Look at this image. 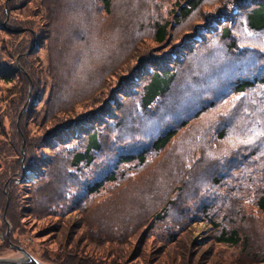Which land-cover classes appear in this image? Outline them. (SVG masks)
<instances>
[{"label":"rangeland","instance_id":"374dc122","mask_svg":"<svg viewBox=\"0 0 264 264\" xmlns=\"http://www.w3.org/2000/svg\"><path fill=\"white\" fill-rule=\"evenodd\" d=\"M180 1L111 0L106 10L101 0L12 9L0 0V66L16 70L0 77V260L28 258L19 247L40 264H190L210 248L208 264H264V81L234 90L239 78L264 80V29L246 21L255 0H202L185 16ZM157 23L167 25L162 43ZM45 31L32 57L9 58ZM190 34L204 39L177 54L169 91L143 105L140 72L156 61L141 57L164 60ZM105 113L92 162L74 165L86 137L55 143L51 131ZM169 125L180 127L163 149L114 166L119 148ZM106 168L115 180L88 195ZM218 221L237 228L239 244L205 239ZM180 226L171 245L169 230Z\"/></svg>","mask_w":264,"mask_h":264},{"label":"trees","instance_id":"16d2710c","mask_svg":"<svg viewBox=\"0 0 264 264\" xmlns=\"http://www.w3.org/2000/svg\"><path fill=\"white\" fill-rule=\"evenodd\" d=\"M16 1H18V4L16 3ZM31 1L33 0H7V5L9 9H12L14 7L16 8V6L17 8H23L25 7V5H27V3ZM200 1L202 0H181L178 5L179 6L178 15L180 16L187 15L191 11V9H193L195 6H197L200 3ZM101 2H102L104 9L108 10L111 0H101ZM182 3H184L185 6ZM102 5L100 4V6ZM36 9L38 10L37 15L41 16L45 20L44 24H46L47 18L43 14L40 15L42 10L39 7H36ZM84 18L86 19V17ZM6 21L16 22L15 18L9 15L6 18ZM24 21H29V20H24ZM246 21L250 28H253L255 30L264 29V0H255V2L251 3V6L246 10ZM11 26L16 27L13 25ZM166 31H167L166 23L156 24L155 32H154L156 42L162 43L164 41V39L166 38L165 36L167 34ZM10 32H12L13 34L20 33V32L26 33L27 30L24 27L20 31L13 30ZM229 32H230L229 29L225 25H223L222 26V36L224 38L228 37ZM46 33L47 32L45 31L39 36L33 35L31 47L34 46V49H33L34 51L38 48L39 45L43 44L45 38L47 37ZM32 34H35V33L33 32ZM191 35L192 34L181 39L180 43L173 45V48L176 50V54H173V55L171 54L170 52L171 47H172L171 46L169 48V51H167V54L165 55L166 57L164 60H160L153 55L151 56L144 55L141 57L140 64L143 62V60H146L147 62L152 61V60L156 61L153 64H146L147 67L145 68V71L140 72L144 77L142 85H141V100H142L143 105L149 106L150 104L154 103L158 98H160L161 96H164L169 91L171 84L174 81V77H175L176 70L174 68V65H175L174 62H177L176 60L177 54L193 51L195 49L194 43H199L204 39L203 37H201L200 39H197V38L192 39ZM204 35L201 34V36H204ZM232 45H233V42L231 43V46ZM34 51L32 52H24V50L20 52L16 51L13 54L9 55V58H12L14 54H18V59H22L24 55H27L24 57L30 58L32 57L31 53H33ZM168 61L169 63L166 65ZM25 74L27 75V73ZM15 75H16V70L14 69L7 70L3 66H0V77L1 78H6V80H11V78L14 77ZM263 81H264L263 79H260L257 76H253L251 78L250 77L239 78L235 83L234 90L236 92H242L248 88H252L256 83H261ZM121 87L123 89L122 91H120L121 94H126L127 93L126 91L130 89V85L129 86L127 85L128 89H125L124 84ZM36 97H37V93L33 95V101L36 99ZM105 116H106V113L99 114V116L88 118L85 122H84V119L70 121L62 126H58L57 128L54 129V131H51L55 133L54 134L55 143H63L71 139H77L81 137L82 135L83 137H86L87 142L83 150L75 152L72 157V161L74 165H77L81 162H84V164H89L92 162L93 154L100 148V139H99L100 132H99L98 125H99V122L104 121ZM184 124L186 123L182 121L180 125L184 126ZM179 127L180 126L169 125L167 127H164L156 137H153L152 139L147 141L145 144H141L139 146L133 145V146H130L128 149H124V150L122 148H119L117 152H115L117 154V157L115 159L114 166H117L119 163L125 164V163L134 162V161L143 162L145 160L146 155L151 150L158 151V150L163 149L176 135ZM115 175H116V171L114 169L106 168L105 171L102 172V174L95 176L93 181L90 182L85 187L86 193L88 195H92L98 192L99 189H101V187L104 185V183H108L110 181L115 180ZM258 205L262 209H264V194L259 197ZM183 228H184L183 226H180L177 229L169 230L168 237L171 236L169 238L170 239L169 241L172 242L171 245H173V243L176 241V239L174 240L172 239L175 237L177 233L176 231L178 230L186 231V229L185 228L183 229ZM213 228H214L213 235L207 236L205 238L211 244H213V242H216L217 244L234 247L235 245L240 243V236L238 234V230L236 227L229 226L225 223H221L218 221L214 224ZM81 236H82V232L78 234L77 240L80 241ZM176 237L177 239L179 238V236H176ZM179 239H182V238L180 237ZM185 240H186L185 238L182 239V241H185ZM188 241H186V243L188 245H192L195 249L199 247L197 244H195V242H192L190 240V242L188 243ZM85 244L86 242L83 243V245ZM209 249L204 248L200 250L199 252H197V254L192 253L191 254L192 261L190 262V264H198L199 262H204V264H208L206 261V258H204L205 254H208V253L210 254V257H208L209 259L211 258L212 255L214 257L213 251L208 252ZM189 253L190 252H188L187 254ZM83 259L84 258H81L80 261H82Z\"/></svg>","mask_w":264,"mask_h":264},{"label":"water","instance_id":"95a60500","mask_svg":"<svg viewBox=\"0 0 264 264\" xmlns=\"http://www.w3.org/2000/svg\"><path fill=\"white\" fill-rule=\"evenodd\" d=\"M34 49V46H32L29 50H27V52H32ZM17 247V246H16ZM19 250H21L22 252H24L27 257H28V262L27 263H19V262H5V261H0V264H34L35 259L29 254L27 253L25 250L17 247ZM33 261V262H32Z\"/></svg>","mask_w":264,"mask_h":264},{"label":"bare ground","instance_id":"6f19581e","mask_svg":"<svg viewBox=\"0 0 264 264\" xmlns=\"http://www.w3.org/2000/svg\"><path fill=\"white\" fill-rule=\"evenodd\" d=\"M0 261L27 263L29 260H28V258L22 257V258H19V259H1ZM34 264H40V263H38L37 261H34Z\"/></svg>","mask_w":264,"mask_h":264}]
</instances>
